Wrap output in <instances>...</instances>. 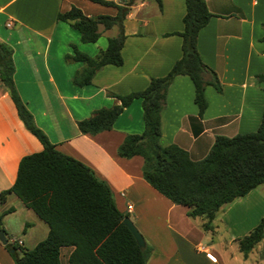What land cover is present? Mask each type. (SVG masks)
Segmentation results:
<instances>
[{
  "label": "crops",
  "instance_id": "crops-1",
  "mask_svg": "<svg viewBox=\"0 0 264 264\" xmlns=\"http://www.w3.org/2000/svg\"><path fill=\"white\" fill-rule=\"evenodd\" d=\"M203 1L211 16L197 32L196 47L218 77L221 91L205 85L207 104L198 116L190 79L176 76L160 112L158 138L161 146L175 144L186 150L192 160L208 152L216 135L253 131L264 102L256 78L264 75V42L259 40L264 33V0ZM71 6L87 16L116 12L113 6L91 0H0V41L12 49L13 83L36 126L56 150L81 161L107 183L116 208L128 214L151 246L145 264H264V227L262 238L245 256L237 243L264 217V184L223 205L211 227L203 229L202 218L187 216L186 206L172 203L142 178L140 156L117 155L124 136L143 129L140 99L123 108L110 129L90 135L76 126L93 110L118 103L113 94L142 90L150 77L169 70L181 55V38L173 32L182 29L184 1L137 0L123 20L121 64L101 66L81 86L73 84L72 77L82 63L64 56L72 53V46L95 55L117 29L99 25L98 38L83 43L77 30L56 19ZM0 87L1 192L12 185L19 159L42 146L24 128L6 89ZM10 207L1 217L7 240H20L19 246L31 248L46 236V223L13 193L0 203V214ZM2 242L0 264H14ZM67 251L62 250L59 264H67Z\"/></svg>",
  "mask_w": 264,
  "mask_h": 264
},
{
  "label": "trees",
  "instance_id": "trees-1",
  "mask_svg": "<svg viewBox=\"0 0 264 264\" xmlns=\"http://www.w3.org/2000/svg\"><path fill=\"white\" fill-rule=\"evenodd\" d=\"M113 6V15H84L71 6L56 15L79 33L83 43L94 42L98 26L116 27V33L106 38V46L89 56L72 46L67 61H79L72 83L88 84L94 72L105 64L120 65V49L125 38L123 20L137 0H91ZM185 10L180 36L181 55L162 76L150 77L139 91L124 95L113 94L118 103L101 107L76 122L82 134L93 135L110 129L117 115L133 99H140L143 129L138 134H126L117 146V155L142 158V178L172 203L186 206V215L204 220L203 229L211 227L217 211L233 199L264 184V102L260 121L253 131L232 136L216 135L208 152L192 160L187 151L175 144L161 146L160 112L165 106L169 84L178 75H186L193 85V102L197 115L206 107L205 85L221 91L215 72L200 58L196 47L197 32L209 20L211 13L203 0H183ZM159 4V0H157ZM264 32V22L261 23ZM264 42V33L259 38ZM12 49L0 41V84L6 89L24 128L41 144V150L23 155L17 164L12 185L0 192V203L9 193L17 196L43 222L46 236L33 247H21L16 242L3 241L14 264H59L62 250H68L67 264H145L151 246L136 244L131 232L122 222L127 213L120 212L113 201L107 183L98 178L81 161L54 148L45 133L33 121L13 83ZM264 91V75L257 74ZM7 208L0 214L11 211ZM27 224H25L26 226ZM264 217L247 234L237 240L243 256L263 236Z\"/></svg>",
  "mask_w": 264,
  "mask_h": 264
},
{
  "label": "water",
  "instance_id": "water-1",
  "mask_svg": "<svg viewBox=\"0 0 264 264\" xmlns=\"http://www.w3.org/2000/svg\"><path fill=\"white\" fill-rule=\"evenodd\" d=\"M122 222L124 223V225L129 229V231L131 232L136 244L140 247L144 246V239L141 236V234L138 232V230L136 229L135 225L133 224V222L130 220L129 217L125 216L122 218ZM5 235L2 229H0V241H5Z\"/></svg>",
  "mask_w": 264,
  "mask_h": 264
},
{
  "label": "built area",
  "instance_id": "built-area-1",
  "mask_svg": "<svg viewBox=\"0 0 264 264\" xmlns=\"http://www.w3.org/2000/svg\"><path fill=\"white\" fill-rule=\"evenodd\" d=\"M7 25H8V24H7ZM0 88H1V87H0ZM0 95H1V93H0ZM127 208H130V206H127ZM7 241H8V242H16V244H18V245L21 244V241H20V240L8 239ZM207 256H208L209 259H211V260L214 261L215 258H214L212 255L207 254Z\"/></svg>",
  "mask_w": 264,
  "mask_h": 264
},
{
  "label": "rangeland",
  "instance_id": "rangeland-1",
  "mask_svg": "<svg viewBox=\"0 0 264 264\" xmlns=\"http://www.w3.org/2000/svg\"><path fill=\"white\" fill-rule=\"evenodd\" d=\"M102 37H103V36H101L100 39H102ZM261 187H263V186H261ZM261 189H262V188H261ZM135 227H136V226H135ZM143 239H144V238H143ZM145 242H146V241L144 240V243H145ZM146 244L149 245L148 243H146Z\"/></svg>",
  "mask_w": 264,
  "mask_h": 264
}]
</instances>
